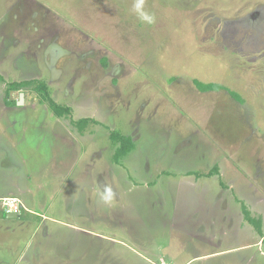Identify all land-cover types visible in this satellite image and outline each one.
I'll list each match as a JSON object with an SVG mask.
<instances>
[{
  "label": "rangeland",
  "instance_id": "374dc122",
  "mask_svg": "<svg viewBox=\"0 0 264 264\" xmlns=\"http://www.w3.org/2000/svg\"><path fill=\"white\" fill-rule=\"evenodd\" d=\"M134 3L0 0V191L27 186L35 201L45 200L35 211L59 218L60 199L70 204L67 186L89 188L99 176L112 184L125 175L135 186L150 187L160 179L165 192L164 204L157 190V202L144 191L147 205L134 201V194L125 216L118 215L113 228L103 226L123 239L116 250L91 235V216H66L67 230L49 219L35 223L30 214L27 220L22 206L20 220L7 218L0 207V264H147L138 245L142 234L155 249L188 242L181 234L178 242L163 238L154 233L156 226L149 230L157 222L149 216L153 207L161 212L168 206L169 216L183 217L202 194L214 202L227 187L222 196L228 201H254L264 209V0H145L152 24L137 18ZM194 79L224 88L200 91ZM22 80L33 82L9 91V82ZM38 81L71 109L68 115L50 109ZM81 117L96 123L79 132L71 120ZM111 131L130 136L135 145L119 163L113 160ZM72 166L68 183L52 191L51 169L65 173ZM214 166L218 173L204 187L189 188V178ZM88 207L94 214V206ZM218 207L200 208L203 217L211 213L215 229L226 212L231 218L235 212L228 202ZM74 226L84 227V235L69 230ZM226 233L213 246L220 245V252L238 248L212 255L207 264H264V236L257 246L247 233Z\"/></svg>",
  "mask_w": 264,
  "mask_h": 264
},
{
  "label": "crops",
  "instance_id": "0c3cea01",
  "mask_svg": "<svg viewBox=\"0 0 264 264\" xmlns=\"http://www.w3.org/2000/svg\"><path fill=\"white\" fill-rule=\"evenodd\" d=\"M9 91H12V90H9ZM15 104L19 105L20 104L19 100L16 101ZM11 155L12 157H14L13 154ZM11 155L9 154V156ZM9 166H13V164L10 163ZM74 167L75 166H72L70 170L65 171L66 175L62 178V183L60 184H59V176L65 173L59 170L51 169V172H54L53 179L50 178V180H48L47 182L49 185H51L50 183L51 180L54 182L52 186V191L58 192L64 184L68 183V176L70 175V172ZM57 168H59V166ZM189 173L191 172H187V174ZM197 173H200V172H196L195 175L192 176V178L195 177V179L189 178V183H188L189 188L195 187V192L197 190L196 187H199V188L204 187L205 185L203 181H207L209 177L212 176V175L211 176L206 175L205 173H202L203 175L198 176ZM123 178H122V182L121 181H119V183L111 182L112 184H110V182L106 183L105 178H102L99 176L98 183L96 185L89 186V188H85L83 185L79 184V182L77 183L78 186H75V187L68 185L65 197H66V200L70 202V204L68 207L64 206V204L61 205L62 201L60 199V208H62L61 218H59L56 214H52V213L50 214V216H47L46 215L47 213L38 214L35 211L36 210L35 205L41 204L42 206V202H45V200H41V198H39L38 201H35L34 195L31 193V191L29 190L27 186L24 187V189H21V187H18L16 185H10L8 187L4 186L3 190L0 191V207H2L3 209V206L1 204L3 199L9 198V197L16 198L18 200V206L20 209V213L16 214L14 217L6 214L7 218H10V219L18 218L20 220V218H22L20 207L22 206L24 208V213H25L23 215L26 216L25 218L27 220H31V218H29L26 215V214H30L35 217L33 218L34 222L36 220L46 221L47 219H49L50 222L59 223L63 227H65L67 230H68V227L70 226H68L65 223V221H67L66 216L75 215V218H73V220L76 218L78 219L82 218V220H84L85 217L87 218L88 216H91L93 218L91 222L94 225V226H91V228H89L91 230L90 231L91 235L105 240L108 246H111L112 248H114L116 245H122L123 239L121 237H118V234L116 232L112 231L111 233H106L102 230V228L103 226L109 229L113 228L112 227L113 225H111V223L112 224L116 223L115 220L117 216L119 215L118 217L119 219L125 216V214L127 213L128 206H130V203H132L131 200H133L134 194H135L134 201H138V202L141 201L143 204L145 203L146 205H147V202H145V200H147L148 192H149V196H153L154 193L157 195L156 193V190H157L161 194L160 196L158 195L160 198L159 200L161 204H164V200H165V192H163V188L160 186L162 182H160L161 184H158L160 179L158 180L155 186L150 187L148 186L147 182L144 185L135 186L133 182L130 179H128L125 175L123 176ZM102 179L105 182H103ZM125 179H128V181H126ZM10 181H12V179H10ZM157 184H158V188H157ZM106 188L111 189V192H112L111 199L115 198L117 200L115 202L116 204H112L114 203V201L109 202V201H105L104 199H102V194ZM224 188H227V187H224ZM224 188L221 191V193L222 192L225 193ZM144 191H148V192H144ZM222 194H221V198L213 199L214 202H212V200H209L205 196V194H202L199 198H197V200H195L194 202L195 206L191 205L192 207L191 209L189 208V213H187L183 217L175 218L174 214L172 215L173 217L169 216L170 212H168L169 211L168 206L165 207L166 211H161V212L160 211L154 212L153 211L154 207L152 209H149L150 211L149 216L157 220V222L153 223L152 225L148 227L149 230H151L150 229L151 227L156 226L153 230L154 233L156 231V234L161 235L163 238L167 236L169 237L171 241H173V239H177V242H178L180 240L179 235L181 234L183 235L184 238L185 237L188 238V242H186V245L185 243L182 244L183 247H178L172 250H169L168 248H164L162 244L160 243V249H157V246L155 249V246H153L154 248L150 246H146V244L150 242L151 238H149L148 236L146 237L142 234L141 235L143 237L142 242L140 244L138 243L137 244L142 248L143 253L146 255L144 259L146 262H148L147 264H191L194 261L199 264H207L206 263L207 259L211 257L212 255H218L223 252H225V254H228V253L234 252L235 249L238 248V247H233V248L227 247L224 249V251L220 252L219 250L220 245L217 247L213 246V240L215 239L216 241L220 242L223 239V235L224 237H226L227 235L226 232H229V233L232 232L234 237L237 236L238 234L247 233L249 236L256 238L257 246H259V240L264 236V234L263 235H260L259 233L253 234L252 233L253 230L251 226H248L250 222L244 220V215L241 209L240 202L237 200H234V202L233 200L228 201L229 198L223 197ZM156 195H154L155 199H156ZM190 195L191 194H188V197H190ZM54 198L52 197V199ZM157 200L158 198L156 199V202ZM226 202H228L230 205L233 204L235 208L234 209L235 212H233L234 218H231L230 216H228L229 213L226 212L224 219L222 220L220 219L219 221L220 224L218 223L216 226L218 228L215 229L212 226V224H214L213 222L214 220H213L211 213L205 212L204 217H203L202 215L203 211L201 212L200 208L207 207L210 210L212 207L217 208V206H219L218 207L219 209H224L226 208V205L223 208V203H226ZM245 204L247 205L248 210L250 211L252 216L261 218L260 224L263 225L264 224V209L261 208L260 204L254 201H246ZM51 205H54V204H51ZM89 205L94 206V214L91 212L90 208L88 207ZM158 205L160 204L158 203ZM117 206L120 207L119 211H117ZM137 207L138 206H136V208ZM147 207L150 208L152 207V205L149 204L148 206H146V208ZM105 208H108V209L105 210ZM112 208L113 210L110 211V209ZM69 210H71V213H69ZM151 212H154V214H152ZM144 217H145V214H144ZM26 219H23V220H26ZM141 219H143V217H141ZM234 220L238 221V224H236V227L233 226V224H235V222H233ZM121 222L122 221H120V223ZM148 229L146 227V229H144L143 231L148 230ZM69 230L74 231V233L77 236L84 235V232H85L84 227L82 226L80 227L74 226V227H71ZM262 230L264 231V228H262ZM27 231H29L30 234H32L31 232L32 230L30 231V228H28ZM222 232L224 233L221 234ZM48 234L50 235V233L47 232L43 234V236H47ZM220 235L222 236L220 237ZM125 236L127 237V235ZM145 237L148 242L146 241ZM127 239L132 241L133 237H127ZM180 245L181 243L178 244V246ZM245 247H249V245H245ZM109 252L111 254L113 253V251L111 250H109Z\"/></svg>",
  "mask_w": 264,
  "mask_h": 264
},
{
  "label": "trees",
  "instance_id": "16d2710c",
  "mask_svg": "<svg viewBox=\"0 0 264 264\" xmlns=\"http://www.w3.org/2000/svg\"><path fill=\"white\" fill-rule=\"evenodd\" d=\"M1 79V75H0ZM194 84L200 91H218L224 86L218 83L214 82H208V83H202L199 80L194 79ZM32 80H22V81H12L8 83V88L10 90H18L20 88H23L29 84H31ZM38 89L41 92L42 98L44 101H47L49 103L50 109L56 113L58 116H64L68 115L70 113V108L68 106H63L56 101L52 99L50 96L46 83L43 81H38ZM235 98H238V95L235 92H230ZM96 123V120L93 118H86L81 117L77 120H71V124L74 125L79 132H83L84 128L88 125V123ZM109 138L117 144V147L115 148V151L113 153V160L116 163H119L120 159L126 156L130 151L134 148V142L130 136L123 135L116 131H111L109 134ZM213 173H218L217 167H213L211 170H209L206 175H213ZM197 175H201L200 173H197ZM242 212L244 215V218L250 222L253 226H255L258 229V232L262 234L261 230V218L260 217H254L251 215L250 211L248 210L247 206L242 203Z\"/></svg>",
  "mask_w": 264,
  "mask_h": 264
},
{
  "label": "clouds",
  "instance_id": "9594fccd",
  "mask_svg": "<svg viewBox=\"0 0 264 264\" xmlns=\"http://www.w3.org/2000/svg\"><path fill=\"white\" fill-rule=\"evenodd\" d=\"M144 5L145 0H135V3L133 5L134 12L141 22L145 24H152L154 22V16L150 12L145 10ZM111 197V189L106 188L102 194V199L108 201L111 199Z\"/></svg>",
  "mask_w": 264,
  "mask_h": 264
},
{
  "label": "built area",
  "instance_id": "2783aa9c",
  "mask_svg": "<svg viewBox=\"0 0 264 264\" xmlns=\"http://www.w3.org/2000/svg\"><path fill=\"white\" fill-rule=\"evenodd\" d=\"M3 209L7 214H19L20 209L18 206V200L16 198L10 197V198H5L1 202Z\"/></svg>",
  "mask_w": 264,
  "mask_h": 264
},
{
  "label": "water",
  "instance_id": "95a60500",
  "mask_svg": "<svg viewBox=\"0 0 264 264\" xmlns=\"http://www.w3.org/2000/svg\"><path fill=\"white\" fill-rule=\"evenodd\" d=\"M21 100H22V98L19 100V103H21ZM7 215L12 216V217L15 216L14 214H7Z\"/></svg>",
  "mask_w": 264,
  "mask_h": 264
}]
</instances>
